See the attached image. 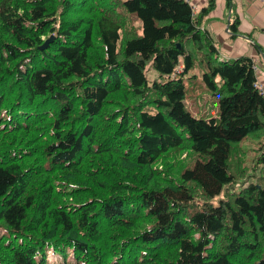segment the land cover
Masks as SVG:
<instances>
[{
	"label": "trees",
	"instance_id": "trees-1",
	"mask_svg": "<svg viewBox=\"0 0 264 264\" xmlns=\"http://www.w3.org/2000/svg\"><path fill=\"white\" fill-rule=\"evenodd\" d=\"M215 2L0 0V264H264V95Z\"/></svg>",
	"mask_w": 264,
	"mask_h": 264
},
{
	"label": "crops",
	"instance_id": "crops-1",
	"mask_svg": "<svg viewBox=\"0 0 264 264\" xmlns=\"http://www.w3.org/2000/svg\"><path fill=\"white\" fill-rule=\"evenodd\" d=\"M189 3L198 14L208 6L209 0H189ZM202 27L210 33L220 55L226 60L254 59L261 70L260 80L264 82L263 0H216Z\"/></svg>",
	"mask_w": 264,
	"mask_h": 264
},
{
	"label": "rangeland",
	"instance_id": "rangeland-1",
	"mask_svg": "<svg viewBox=\"0 0 264 264\" xmlns=\"http://www.w3.org/2000/svg\"><path fill=\"white\" fill-rule=\"evenodd\" d=\"M191 103L192 101H190L189 103V110L195 116L204 117L205 119L218 116L219 113L218 100L217 97L215 96L211 95L209 97L203 98V103H199L198 106H195ZM255 147L258 146L256 145ZM253 156H254L253 151H249V160L247 163H249L252 160ZM192 163H194V161Z\"/></svg>",
	"mask_w": 264,
	"mask_h": 264
},
{
	"label": "built area",
	"instance_id": "built-area-1",
	"mask_svg": "<svg viewBox=\"0 0 264 264\" xmlns=\"http://www.w3.org/2000/svg\"><path fill=\"white\" fill-rule=\"evenodd\" d=\"M189 1V0H186ZM264 1V0H263ZM256 72H257V76H258V80L255 83V87L264 95V82H262L260 80V74H261V70L258 68V66H254Z\"/></svg>",
	"mask_w": 264,
	"mask_h": 264
},
{
	"label": "water",
	"instance_id": "water-1",
	"mask_svg": "<svg viewBox=\"0 0 264 264\" xmlns=\"http://www.w3.org/2000/svg\"><path fill=\"white\" fill-rule=\"evenodd\" d=\"M49 40H51V39H49ZM49 40H47V41L45 42L44 47L48 44Z\"/></svg>",
	"mask_w": 264,
	"mask_h": 264
},
{
	"label": "clouds",
	"instance_id": "clouds-1",
	"mask_svg": "<svg viewBox=\"0 0 264 264\" xmlns=\"http://www.w3.org/2000/svg\"><path fill=\"white\" fill-rule=\"evenodd\" d=\"M189 2V1H188Z\"/></svg>",
	"mask_w": 264,
	"mask_h": 264
}]
</instances>
